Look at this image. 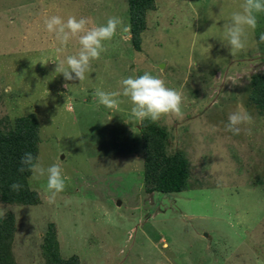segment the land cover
I'll list each match as a JSON object with an SVG mask.
<instances>
[{"label": "rangeland", "instance_id": "obj_1", "mask_svg": "<svg viewBox=\"0 0 264 264\" xmlns=\"http://www.w3.org/2000/svg\"><path fill=\"white\" fill-rule=\"evenodd\" d=\"M242 3L156 0L136 51L128 0H0V130L34 114L38 157L45 168L60 165L66 182L52 201L46 177L30 176L37 206L0 199V217L16 218L17 264H45L49 223L62 256L82 264H264V114L249 99L251 77L264 75V13L243 50L231 53L223 33ZM54 14L96 25L122 20L82 82L55 71L79 44L73 38L57 51L62 46L44 27ZM144 72L183 95V115L157 122L169 131V153L181 151L190 162L186 192L145 193L141 121L130 99L121 95L109 109L95 97L98 88L122 91V79ZM236 111L251 115L241 125L251 135L226 130Z\"/></svg>", "mask_w": 264, "mask_h": 264}, {"label": "clouds", "instance_id": "obj_2", "mask_svg": "<svg viewBox=\"0 0 264 264\" xmlns=\"http://www.w3.org/2000/svg\"><path fill=\"white\" fill-rule=\"evenodd\" d=\"M264 13V0H243L239 10L231 13L230 19L223 24L224 37L230 52L243 50L248 43L249 30H255L258 25L259 14ZM122 25L119 17H109L104 24L96 25L89 17L68 16L66 19L61 15H47L44 19L45 30L55 35V39L62 46L57 48L60 52L70 40L76 38L79 50L73 55H68L61 61L56 70L62 74L66 81L79 80L82 82L86 78V73L90 71L91 62L98 60L101 54L107 51L105 42H109L117 33V28ZM124 31H127L125 28ZM260 41L264 42V34H261ZM122 91H105L97 89L95 97L98 102L114 109L119 106L123 95L128 97L132 104L131 115L138 121L150 120L157 122L163 116L183 115V95L175 89L168 87L165 81L149 72H144L136 77L122 79ZM68 87L67 84L64 85ZM251 115L246 112L236 111L229 115L226 130L233 135H239L244 131L246 135H251V129H242L241 125L250 123ZM18 171L30 172L31 179L40 180L46 177V187L51 193L50 200L54 201L55 196L66 188L63 169L58 164H52L45 168L41 159L26 151L20 159ZM23 185L13 182L10 189L19 192Z\"/></svg>", "mask_w": 264, "mask_h": 264}, {"label": "trees", "instance_id": "obj_3", "mask_svg": "<svg viewBox=\"0 0 264 264\" xmlns=\"http://www.w3.org/2000/svg\"><path fill=\"white\" fill-rule=\"evenodd\" d=\"M131 42L141 51L142 34L147 29V15L157 8L156 0H128ZM249 99L264 114V75L251 77ZM146 194L183 193L190 189L191 168L187 156L177 151L169 153L170 134L158 122L144 120L140 124ZM40 124L34 114L19 117L11 129L0 130V199L6 205L37 206L41 203L38 192L29 186L31 173L18 171L24 152L39 154ZM19 181L23 188L17 193L10 189ZM16 234L14 213L0 217V264H17L13 255ZM45 264H82L79 256L64 258L60 251L55 223H49L41 244Z\"/></svg>", "mask_w": 264, "mask_h": 264}, {"label": "water", "instance_id": "obj_4", "mask_svg": "<svg viewBox=\"0 0 264 264\" xmlns=\"http://www.w3.org/2000/svg\"><path fill=\"white\" fill-rule=\"evenodd\" d=\"M118 206L120 205V202H118V204H117Z\"/></svg>", "mask_w": 264, "mask_h": 264}]
</instances>
